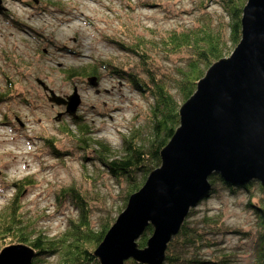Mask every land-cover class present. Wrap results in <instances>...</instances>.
I'll return each mask as SVG.
<instances>
[{"label": "rangeland", "instance_id": "1", "mask_svg": "<svg viewBox=\"0 0 264 264\" xmlns=\"http://www.w3.org/2000/svg\"><path fill=\"white\" fill-rule=\"evenodd\" d=\"M140 1L0 0V89L8 78L16 93L9 103L0 104V209L14 194L12 183L32 179L35 183L21 194L23 211L26 219L33 220L34 228L48 236L62 232L74 217L72 206L65 203L58 207L55 201L62 189L73 187L85 197L92 225L97 228L123 210L117 212L126 185L103 171L83 166L71 134L73 118L64 114L62 106L47 101L36 80L63 99L75 90L80 99L75 115L90 130L88 136L118 154L123 137L136 127L143 126L142 135L147 137L148 121L139 93L104 66L122 61L113 40H127L125 26L139 31L155 22L159 27L188 23L195 18L194 8L199 4L219 13L210 0H174L167 8L173 12L181 7L188 15L168 21L155 9L141 8ZM86 65H95L98 70L99 78L95 77L93 84L86 82L88 76L70 79L65 75L69 69ZM47 140L60 152L70 154L52 156ZM246 201L242 192L231 196L220 192L196 208V212L221 211L222 224L230 229L217 236V245L238 249L242 263L254 252V217L245 207Z\"/></svg>", "mask_w": 264, "mask_h": 264}, {"label": "trees", "instance_id": "2", "mask_svg": "<svg viewBox=\"0 0 264 264\" xmlns=\"http://www.w3.org/2000/svg\"><path fill=\"white\" fill-rule=\"evenodd\" d=\"M173 1L143 0L139 3L141 8L160 12L168 21L178 15H188L181 7L171 12L167 6ZM246 1L210 0L219 13L199 4L194 8L195 18L188 23L159 27L155 22L154 26L139 31L134 26H125L127 40H113L122 61L104 66L110 69L113 77L142 97L147 110L148 135H142L143 126L136 127L128 137H123L121 151L115 154L107 144L88 136L90 130L82 118L72 119L74 131L71 134L75 137V148L80 152L83 166H91L93 170L103 171L115 181L125 183L124 201L117 212L124 209L127 198L139 190L148 174L160 165L159 152L178 127V109L194 93L197 81L214 62L228 57L238 44L242 8ZM65 75L70 79L97 77L98 70L95 65H86L69 69ZM14 91L7 78L6 85L0 89V104L9 103L16 94ZM46 142L52 156L70 154L53 147L52 141ZM208 182L209 191L190 209L180 232L168 244L163 264H264V189L256 181L234 184L218 175H212ZM34 183L28 178L12 183L14 194L0 209V250L5 245L20 243L35 250L32 264H98L92 253L115 219L107 218L95 228L85 197L69 187L56 193L55 201L58 207L65 203L72 206L74 217L68 220L62 232L48 236L34 228L33 220L26 219L23 211L21 194ZM220 192L230 196L242 192L247 196L245 207L254 217L252 228L255 233L254 252L245 263L238 259V249L217 245V236L230 229L222 224L221 211L203 209L196 212L198 205ZM151 234L152 228L148 226L137 240L140 248L145 246ZM126 264L136 263L127 261Z\"/></svg>", "mask_w": 264, "mask_h": 264}, {"label": "water", "instance_id": "3", "mask_svg": "<svg viewBox=\"0 0 264 264\" xmlns=\"http://www.w3.org/2000/svg\"><path fill=\"white\" fill-rule=\"evenodd\" d=\"M240 28L231 54L205 71L179 107V125L159 152L160 165L127 198L94 249L98 264H163L168 244L209 191L212 175L234 184L256 181L264 189V0L246 1ZM36 83L48 102L77 118L75 90L63 99ZM148 226L152 234L140 248L137 240ZM35 256L33 248L11 244L0 250V264H32Z\"/></svg>", "mask_w": 264, "mask_h": 264}, {"label": "flooded vegetation", "instance_id": "4", "mask_svg": "<svg viewBox=\"0 0 264 264\" xmlns=\"http://www.w3.org/2000/svg\"><path fill=\"white\" fill-rule=\"evenodd\" d=\"M97 78V77H96ZM87 79H94L95 80V77H90V78H87ZM98 79V78H97ZM44 91V90H43ZM45 92V91H44ZM46 94V97H47V92H45ZM68 97V96H67ZM66 98V97H65ZM54 105V104H53ZM56 106V105H55ZM63 107V106H62ZM64 108V107H63ZM65 110V109H64ZM66 115V114H65Z\"/></svg>", "mask_w": 264, "mask_h": 264}, {"label": "bare ground", "instance_id": "5", "mask_svg": "<svg viewBox=\"0 0 264 264\" xmlns=\"http://www.w3.org/2000/svg\"><path fill=\"white\" fill-rule=\"evenodd\" d=\"M88 80V79H87ZM87 80H86V82H87ZM88 83V82H87ZM90 84V83H89ZM137 92V91H136ZM79 97V96H78ZM17 244H20V243H17ZM25 245V244H24ZM35 251V250H34ZM36 253V252H35ZM36 257V256H35ZM33 261H34V259H33ZM33 261H32V263H33Z\"/></svg>", "mask_w": 264, "mask_h": 264}]
</instances>
